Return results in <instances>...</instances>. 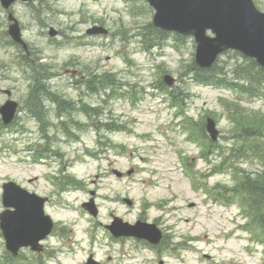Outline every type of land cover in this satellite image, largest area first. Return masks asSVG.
<instances>
[{
  "label": "rangeland",
  "instance_id": "obj_1",
  "mask_svg": "<svg viewBox=\"0 0 264 264\" xmlns=\"http://www.w3.org/2000/svg\"><path fill=\"white\" fill-rule=\"evenodd\" d=\"M253 2L264 12V0ZM9 12L21 27L30 57H25L20 47L10 46L13 44L7 36L8 13L0 6V89L11 91V98L19 105L14 123L8 127L0 123V212L1 186L7 181H15L26 190L48 199L45 211L56 222V229L45 243L43 264H54L55 259L61 260L62 264H84L91 253L98 262L108 264H150L142 260L152 261L155 258L153 253H157V257L152 264H182L168 252L159 256L158 251L137 250L136 243L128 239L122 243L113 241L105 227L114 217L129 225L137 221L160 225L166 232L167 242L181 256L183 264H264V246H253L248 235L240 231V226L234 229L243 222L236 215L235 205L227 204L228 208H223V202L214 194H208L202 186H232L228 175L212 174L211 169L218 158H212L206 164L198 149L185 144L184 135L179 131L177 135L168 130L173 137L172 149L164 144L160 149L151 148L149 140H155V144L160 142L155 132V126L160 122L157 117L143 114V107L132 109L130 104L111 100L104 110L107 112L113 108L119 117L129 115L133 133L143 137L108 135L114 145H126L124 150H141L132 158L119 156L113 148L106 155L100 154V146L95 147L96 137L92 133L95 131L91 129L96 122L80 115L79 109L70 110L69 116L64 117H74L83 126L77 130L68 123L67 133L65 129L59 132L55 107L49 100H44L42 105L44 124H39L27 111V95L32 83L30 75L34 70L33 60L37 57L49 68L45 75L50 78L52 94L92 106L97 104V99L86 94L83 88L80 92L77 86L86 79L89 71L115 70L125 74L127 67L134 65L140 74L138 80H142L144 86L156 85L164 75L172 76L176 80L175 88L183 91V97L190 96L189 100L183 98L188 116L197 122L203 113H212L220 134L218 143L229 147L231 143L222 138H233V125L223 113L220 102L235 104L234 95L196 86L181 78L194 59L192 38H182L177 45L180 53L173 52L171 47L153 49L154 61L148 62L146 54L141 53L138 34H142L152 22L153 14L140 7L137 0H129L128 4L122 0L17 2ZM92 26L111 29L112 35L90 37L86 30ZM50 28L58 32L57 38H49ZM134 35L138 37L134 38ZM169 36L167 42L172 44L175 39ZM118 55L127 57V64L121 63ZM19 56L25 57V61L21 57L19 62ZM219 61L221 68L230 71L241 59L226 54ZM25 63L27 68H23ZM5 100V95L0 92V106ZM238 104L248 114L254 111L264 113V102L242 100ZM101 121L104 122L102 118ZM45 132L49 144H46ZM75 135L81 136L83 142H75ZM148 144L150 147L143 148ZM260 144L264 145L263 142ZM101 145L104 146V142ZM40 148L51 158L33 162L32 153L25 155L17 151L28 152L29 149L35 152ZM185 155L189 156L187 162L195 181L185 174ZM181 163L183 170L180 172L178 166ZM240 166L250 173L262 169L257 162L246 161ZM130 168H134V173L127 178L126 172ZM114 170L123 172L122 179L113 175ZM209 172L210 178L207 177ZM193 182L196 187L199 184L198 189ZM66 188L70 190L62 192ZM222 194L227 198L226 191ZM90 199L97 210L95 218L80 210L81 205L89 203ZM123 199H129L132 206L123 203ZM233 215L237 216V222L229 220ZM91 239L96 242L91 243ZM4 254V242L0 236V256ZM21 254L25 256L24 260L35 258L29 251ZM51 258L55 259L49 260Z\"/></svg>",
  "mask_w": 264,
  "mask_h": 264
},
{
  "label": "water",
  "instance_id": "obj_2",
  "mask_svg": "<svg viewBox=\"0 0 264 264\" xmlns=\"http://www.w3.org/2000/svg\"><path fill=\"white\" fill-rule=\"evenodd\" d=\"M1 1L9 4L13 0ZM149 1L156 9L154 24L157 27L193 34L196 37L197 62L200 66H210L217 53L230 47L252 54L264 66V15L254 11L250 0ZM206 30H211L216 38H206ZM98 31L99 29H94L92 33ZM9 33L19 42L16 26L10 27ZM15 110V104L10 102L0 108L5 125L12 121ZM6 206L15 208V212L2 220L4 236L10 250L15 251L21 244H35L49 233V221L44 218L47 222L45 226L40 201L14 193L13 200Z\"/></svg>",
  "mask_w": 264,
  "mask_h": 264
},
{
  "label": "trees",
  "instance_id": "obj_3",
  "mask_svg": "<svg viewBox=\"0 0 264 264\" xmlns=\"http://www.w3.org/2000/svg\"><path fill=\"white\" fill-rule=\"evenodd\" d=\"M234 74L236 77L245 81L249 88L246 91H242L249 95L255 96L258 93L257 86L264 84V69L258 67L253 61H249L247 65L239 68V71L236 70ZM224 75L221 69H213L210 73L194 69L193 79L199 83H206L214 81L215 79H223L222 77H224ZM111 82H113V80L112 76L109 74L95 75L91 78V81L87 83V89L92 93H96L99 89L107 87ZM47 95L50 96V93H47ZM107 126L109 130L117 129L111 125ZM254 127L257 129H264V122H257L254 124ZM246 136H248V134ZM252 147L253 144L250 145L251 149ZM237 190H239V195L243 197L244 203L256 220L259 229L264 234V173L251 179L246 177L241 185L237 187Z\"/></svg>",
  "mask_w": 264,
  "mask_h": 264
}]
</instances>
